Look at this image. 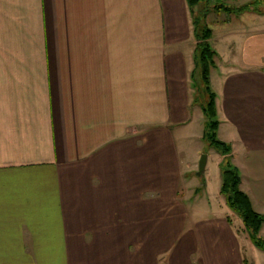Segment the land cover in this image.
Returning a JSON list of instances; mask_svg holds the SVG:
<instances>
[{
  "label": "crops",
  "instance_id": "1",
  "mask_svg": "<svg viewBox=\"0 0 264 264\" xmlns=\"http://www.w3.org/2000/svg\"><path fill=\"white\" fill-rule=\"evenodd\" d=\"M245 40L230 101L263 96L264 28ZM197 44L187 0H0V264H247L228 212L170 248ZM244 162L264 215V151Z\"/></svg>",
  "mask_w": 264,
  "mask_h": 264
},
{
  "label": "rangeland",
  "instance_id": "2",
  "mask_svg": "<svg viewBox=\"0 0 264 264\" xmlns=\"http://www.w3.org/2000/svg\"><path fill=\"white\" fill-rule=\"evenodd\" d=\"M226 4L230 8L237 10L247 6L248 10L242 13L237 11L234 14H230L228 12L207 13V10L206 12L203 11L204 8H201L198 12L202 28L207 25L213 31L210 42L213 49L224 61L223 65H221L223 72H228L227 67L232 62L239 64L237 57L242 58V47L249 32L264 28V25L259 24L258 27L255 24V20L264 19V0H259L258 5L255 0H229ZM236 53H238L237 57ZM216 61L217 68L213 69L211 74V87L216 95H218L220 111L221 114L223 113L219 124H222L223 127L217 132L218 138L231 145L232 153L230 161L232 165L237 164L241 167L246 179V171L243 169V164H247L248 162L244 161L251 160L254 154L264 151V90L263 96L247 98L245 101H230L227 96L223 97V95H226L228 84L226 83L223 90L224 87L218 76L220 72V70L218 71L220 60L217 59ZM233 68L237 69L239 67L234 65L229 69H232L230 77L235 74L247 73V71L240 69L239 71H235ZM200 72H197L194 78H191V87L194 93V110L191 111V121L186 127L174 129L178 135L182 136L177 141L179 152L182 156L187 157L190 163L187 164L183 160L185 164L183 165V177L176 198L177 203L183 208L182 221L185 223V226L178 239H175L171 243V250L182 241L184 234L190 233L195 225L205 222L214 214L218 216L228 212L233 216L231 218L234 222L239 223L238 219L241 223L243 222L240 215L228 207L225 197L220 193L223 181L222 170L224 165L222 166V164L224 156L212 147L205 137L207 118L204 115L203 107L209 103V94L205 90L206 85ZM262 83L264 86V82ZM225 116L230 118L231 122L228 119L224 120ZM234 116L236 118H233ZM198 152L200 155L197 156L196 153ZM204 154L208 156L207 165L205 172L200 175L199 165ZM187 165L190 166L189 169H187ZM257 208L260 210L259 207ZM165 212L167 218L173 219L176 217L177 209H166ZM239 226L242 230L240 223ZM170 228L171 230L166 233L168 235H172L174 232L172 230L174 226L172 225ZM262 228L259 233V238L261 239L264 238ZM238 235L240 236H238L240 243H245L244 233L239 231ZM249 241L251 242V244L249 243V247L243 244V252L247 264H264V250L256 246L251 241V238H249ZM166 255L161 256L160 260L164 261ZM53 260L56 264H61L60 259Z\"/></svg>",
  "mask_w": 264,
  "mask_h": 264
},
{
  "label": "trees",
  "instance_id": "3",
  "mask_svg": "<svg viewBox=\"0 0 264 264\" xmlns=\"http://www.w3.org/2000/svg\"><path fill=\"white\" fill-rule=\"evenodd\" d=\"M229 0H187L189 11L191 14L193 29L198 40L197 54L195 57L196 66L192 73V78L200 72L201 77L206 85V92L209 94V103L203 107V112L207 118L206 140L220 154L224 156L222 164V188L220 193L225 197L228 207L237 212L243 220V224L251 238V241L264 250V239L259 238V233L264 225V215L258 213L253 208L250 197L241 189L242 176L240 170L232 165L231 153L232 147L230 144L221 141L218 138L219 120L217 111V95L211 87V72L217 68V59L219 55L211 45L213 31L207 27L201 26L199 10L210 12H245L248 7L241 9H232L226 3ZM259 4V0H255ZM213 6V7H211ZM201 29V30H200ZM199 90V89H198Z\"/></svg>",
  "mask_w": 264,
  "mask_h": 264
},
{
  "label": "water",
  "instance_id": "4",
  "mask_svg": "<svg viewBox=\"0 0 264 264\" xmlns=\"http://www.w3.org/2000/svg\"><path fill=\"white\" fill-rule=\"evenodd\" d=\"M207 159H208V156L204 154L202 156V159H201L200 165H199V174L200 175L205 172L206 165H207Z\"/></svg>",
  "mask_w": 264,
  "mask_h": 264
}]
</instances>
